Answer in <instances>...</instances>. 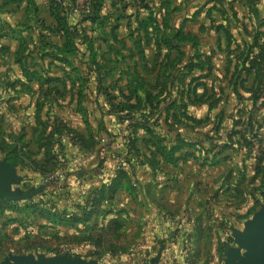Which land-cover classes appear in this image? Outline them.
I'll return each mask as SVG.
<instances>
[{"label":"crops","instance_id":"crops-1","mask_svg":"<svg viewBox=\"0 0 264 264\" xmlns=\"http://www.w3.org/2000/svg\"><path fill=\"white\" fill-rule=\"evenodd\" d=\"M61 1L65 13L69 14V2ZM30 2L33 13L38 15L39 34L42 30L47 34L40 37L41 41L33 49L12 32L0 35V126L7 132L10 128L21 132L16 138L9 134L0 140L5 145H15L16 153L21 159L27 157L33 169H40L31 161L35 158L48 165L47 161L53 157L56 163L63 161L64 165L53 169L54 174L62 173L63 178L44 182L31 190L37 191L31 198L38 196L40 202L56 210L55 215L60 209L71 214L82 211L86 215L85 223L97 211L102 212L99 215H103L105 232L131 233L130 239L139 242L135 253H146L148 242L157 241L166 232L163 227H169L173 221L185 224L189 232L192 231L190 224L204 223L201 217H204L206 199L217 216L226 189L236 192L235 198L243 210L240 214L252 213L262 192V189L256 191V186L264 179L262 173L257 174L260 165L256 161L257 151H264V60L259 57L264 46V0H147L157 32L151 26L139 25L148 20L146 10L145 15L134 18V25L132 19L125 24L121 16H113L106 10L109 5L112 7V0H101L98 16L103 25L81 24L90 40V51L87 44L77 41V51L72 55L56 51L63 46L64 38L55 30L56 22L49 14L48 1L43 3L44 15L39 13L33 0ZM192 2L195 6L191 12ZM12 3L6 2V5ZM165 16L168 27L195 38L196 46L181 44V56L178 51L169 50L161 40V36L170 34L162 23ZM117 17L120 18L115 21ZM68 18L71 24L77 23L70 14ZM43 52L48 56L41 57ZM195 54L198 58L194 63L198 67L187 75L179 73ZM55 55L65 62L54 58ZM253 58L259 63V70L252 68L248 74L242 71L240 79L246 81L235 85L236 72L249 68ZM25 70L33 73L34 78L29 79ZM172 70L176 78L174 75L165 78ZM177 78L183 81L182 86L173 80ZM157 81H166V85L162 88ZM136 82L144 83L143 89L156 86L149 91L159 95L156 135L162 147L169 149L180 141L202 144L203 131L197 128L205 125L206 111L214 112L211 131L220 136V143L229 142L232 147L222 154L226 158L206 167L193 155L196 151L181 146L173 155L175 163L170 164L150 144V136L138 129L136 147L140 163L134 169L124 165L122 172L132 188L131 192L126 190L125 178L111 168V163L123 157L122 145L118 152L121 157L115 156V161L109 156L105 158V136L118 140L113 137V118L105 113L132 90L143 97L144 90L135 88ZM190 84V88L200 85L193 90L189 89ZM187 92L195 93L196 101L192 98V104L186 97ZM223 97H229L235 105L221 106L225 103ZM193 129L197 137L187 133ZM231 132L236 134L229 136ZM74 136L81 138V146L73 144ZM195 138V141L189 140ZM6 154L7 149L0 152L2 159L6 160ZM13 167L20 178L16 166ZM225 168L228 170L223 173ZM250 192L253 198L247 196ZM9 203L15 210L5 209L0 223L14 220L12 216L17 214L13 212L17 211V202ZM127 216L132 228L123 226ZM248 220L247 217L244 222ZM175 238L174 243L158 247L157 253L181 252L182 241L188 236L177 233ZM189 238L192 239L191 234ZM119 249L115 245L111 252L115 254Z\"/></svg>","mask_w":264,"mask_h":264},{"label":"rangeland","instance_id":"rangeland-1","mask_svg":"<svg viewBox=\"0 0 264 264\" xmlns=\"http://www.w3.org/2000/svg\"><path fill=\"white\" fill-rule=\"evenodd\" d=\"M4 1L5 0H0V35L9 31L12 32L13 36L17 39L24 40L29 49L38 46L39 40L41 41L40 37L43 36L44 38L47 32L42 30L39 34L41 27L36 24V17H38V15L35 16L33 13V4H31V2L29 3V0H14V3L6 5ZM65 1L69 2L67 9H71V11H69L70 17H72L71 19L77 22L80 21L84 14L83 1L85 0H75L74 4H71V0ZM126 1L129 3V7L126 9L121 10L119 9L120 6L117 5L116 7L119 10L116 11L115 8L109 5L106 10L111 11L110 13L113 16H121L122 23L128 24L132 19L131 21L134 25V18L145 15L146 11L138 7L131 0ZM145 1L147 2V0ZM33 2L39 9V13L44 11V0H33ZM194 6L193 2L190 3L189 7L191 12L194 10L191 9L194 8ZM75 9H77L76 12L74 11ZM42 15L44 14L42 13ZM80 28H82V25ZM223 98L225 103H222L221 106H226L228 104L235 105L236 103L235 101L231 103L229 97ZM194 113L197 114V111L194 110ZM214 115V112L211 114H208L207 111L205 112L203 116V118H205V125L197 128L203 131V136L200 137V142H203V151L201 150L200 152L196 151L193 153V155H197L195 157L201 159V163H205L206 167H210L208 162L211 160L213 153L204 151L222 142L220 136L213 133L210 128V122L214 123ZM8 131L10 132H7L5 128L0 126V137L11 134L13 138H16L21 133L18 128L15 130L10 128ZM187 133H189V136L197 137V132H195L194 129L188 130ZM189 140L195 141L196 138ZM123 143L124 141L121 137L118 138V140H109V138L105 136V158L109 156V158H113L115 161L117 159L115 156L119 155L120 144L123 147L122 153L124 152ZM259 155L260 151L258 150L256 157H259ZM119 157L121 156L119 155ZM1 160H3L2 155H0V161ZM29 161L30 160L25 156L15 161L14 166H16L18 175L21 178V181L13 184V192L15 193L26 194L45 183H53V181H50V178L55 173L53 169L57 167L64 168V165H62L63 161L54 163L55 160L53 159L52 161H47L49 162L48 165H44L45 163L43 161L35 158V160L33 159L31 161L36 162V166L38 165L40 167V169L36 170V168L33 169ZM64 163L67 165V160H65ZM111 165V168H115L118 172L123 170L125 166L129 167L126 165L124 157H121V160H117L115 163H111ZM262 167H264V160L262 161ZM30 168L33 171L30 170ZM226 170H228V168H225L223 173ZM33 172H39L40 175L34 174ZM256 187L258 189L256 191L259 192V189H262V192L252 209V213L249 211L250 213L248 212L246 215L240 214L243 210L239 207L240 204L237 202L238 199L235 198L236 192L230 193L228 189H226L223 193L225 197L220 200V209L218 208L216 213L217 216H214V209L209 207V200L206 199L204 217H201L204 223L190 224L189 226L192 231L189 232L185 224H181L180 222L176 224L177 221L171 222L169 227H163L166 232L163 231L157 238V241L148 242L149 249L146 250V253H135V249L138 247L139 242L130 239L131 236L133 237L131 233L125 231L116 235L114 234L115 230L106 233L102 212H100L102 214L99 215L100 213L97 211L95 215H92L93 217H91V219L89 217L88 221H91L85 223L84 216L86 215L83 214L82 211H80V214H78V212L76 214H71L66 210L60 209L58 210L60 213L56 214L60 217L59 220L53 221L47 219L46 215L48 213H54L56 210L51 208L50 205H44L40 202V199H38L39 197L35 195L28 201L17 202V211H13L17 214L12 216L14 220L0 223V264L9 257L20 256H31L35 260L39 257L68 258L72 260L80 259L85 262H94L96 264H224L226 258L225 249L237 248L233 240L232 230L236 229L242 232L245 229V218H253L254 214L264 206V179L261 185ZM247 196L253 198L251 192ZM106 211L107 209L105 212ZM71 215L75 216L74 219L76 220H73ZM130 222L127 216V220H125L123 226L132 228ZM177 233L186 235L189 239L185 238L184 241H182L181 252L174 254L166 250L163 253H157L158 247L162 246V244L170 245L174 243ZM190 234L192 235V239L189 238ZM164 235L166 238H164ZM142 241V243L145 242L143 239ZM115 245L120 249L116 250L114 254L111 252V248ZM133 247L135 248L131 249ZM240 253H243V250H240Z\"/></svg>","mask_w":264,"mask_h":264},{"label":"trees","instance_id":"trees-1","mask_svg":"<svg viewBox=\"0 0 264 264\" xmlns=\"http://www.w3.org/2000/svg\"><path fill=\"white\" fill-rule=\"evenodd\" d=\"M48 1V11L50 16L55 20L56 22V31L61 33V35L64 38V44L61 48H56V51L60 54L65 53V54H74V52L77 51V46L76 43L82 42L84 44H87V47L90 51V40L86 37L85 31L83 28H80L81 24L83 23H97L98 25L102 26L103 25V20L98 16V12L101 6V0H88L87 4V11L84 13L80 19L79 22L76 24H71L69 22V14L65 13L64 10V5L63 1L61 0H47ZM75 0H71V4H74ZM6 2H14V0H5ZM30 3V0H29ZM117 5L120 6L119 9L123 10L129 7V3L126 0H112V8H115L116 11L119 9L116 7ZM140 8L146 10L149 13L148 20L144 23L140 22L139 25L142 26L143 28H146L147 26H151L152 31L157 32L158 31V26L155 22V17L152 15V10L151 7H149L148 2L145 0H140ZM69 11L71 9L68 8ZM118 14V13H117ZM120 17H117L115 21L119 20ZM186 21V20H185ZM106 23V22H105ZM163 26L168 27V17L165 16L162 20ZM170 30L169 36H161V40L164 45L169 50H175L179 52V56H181L180 52V46L183 43H191L193 47L196 46V39L189 37V36H184L181 30H172L170 27H168ZM229 38V35L227 36ZM258 38V33L255 34V42H257ZM262 44L264 45V39ZM264 46L262 48V52L259 54V57L264 60ZM41 57L43 56H48L47 53L43 52L40 54ZM54 58L58 59L59 61H63V59L59 56H54ZM198 55L195 54L188 63L182 67L181 69L178 70L179 73L185 72L184 74L190 73V71L195 68L198 65L194 63V60H197ZM207 61V60H206ZM249 65V68L244 69L242 68L241 70H238L236 72L237 76L235 79V85H242L246 80L240 79V73L243 71L245 73H251L252 68H256L259 70V63H256V59L253 58L251 59ZM174 69V68H173ZM167 70V69H166ZM25 75L29 79L34 78L33 73H28L27 70H25ZM173 75L176 78V74L174 71H170V74L165 77V78H170ZM176 80L180 86H182V80L181 78L173 79ZM166 81H157V85L161 86L162 88L166 85ZM200 84H195L193 88L191 87V84L188 86L189 89L195 90L196 87ZM143 86H145L144 83H137L135 85V88L139 87L143 89ZM156 86H153L150 88L143 89L144 90V95L143 97L139 96L135 91L132 90V92L129 93L128 96L123 97V101L118 103L116 106H112L105 114H109L112 116L113 121L112 124H114V130H115V135L113 137H118V138H123L124 140V152H123V157L125 159L126 165H128L131 169H134V167L140 163L138 161L139 158V153L136 147V131L138 129H141L144 131L147 135L150 136V144L154 146V148L157 149V151L162 155V157L170 164L175 163V158L173 155L175 154L176 151L181 146H186L189 147L190 149L200 152L201 150L203 151V146L202 144L198 143H184V142H179L177 146L171 147L169 149H165L164 147L161 146V139L156 135L158 125H159V115H158V110H157V104L159 103V95H152L151 91L149 89H154ZM192 93L187 92L186 97L189 100V103L192 102V98H194L193 101H196V96ZM133 101V102H132ZM187 119L192 120L191 117H187ZM239 124V122H238ZM118 127V129H117ZM215 129V128H213ZM236 134V132H231L229 134L233 135ZM212 141V140H211ZM73 144H77L81 146V138L78 136H74L72 138ZM211 143V142H210ZM246 146L250 145L246 144ZM231 144L229 142L227 143H220L218 145H213L210 147L208 150L204 152H212V157L211 160L208 162L210 166L215 165L217 162L225 159L222 154L231 149ZM7 149V154H6V161L8 164L13 165L15 164V161H18L21 159L19 157V154L16 153L17 147L15 145H5L3 141L0 140V152L3 153ZM192 154V153H191ZM53 160V157H51L50 161ZM264 160V151H260L259 157L256 158L257 161V166L260 165V167H257V174L262 173L264 175V167H262V161ZM56 163V162H54ZM201 165H205V163H201ZM123 170L119 171V173L122 175L123 178H125V189L128 190L129 192L132 191L131 186L129 185V181L126 178V176L122 172ZM50 203V201H49ZM5 209H14V206L5 201L4 199L0 198V216L3 214ZM47 219L50 220H59V216L53 214V213H48ZM86 216H84L85 218ZM71 218L73 220L75 216L71 215ZM82 221V220H78ZM9 222V221H7Z\"/></svg>","mask_w":264,"mask_h":264},{"label":"water","instance_id":"water-1","mask_svg":"<svg viewBox=\"0 0 264 264\" xmlns=\"http://www.w3.org/2000/svg\"><path fill=\"white\" fill-rule=\"evenodd\" d=\"M20 178L16 170L5 159L0 161V198L9 202H18L31 198L37 191L26 194L15 193L12 184ZM245 229L240 232L232 230L235 249H225L224 264H264V206L254 214L253 218L244 223ZM243 250V253H240ZM1 264H96L80 259L44 258L35 260L31 256L9 257Z\"/></svg>","mask_w":264,"mask_h":264},{"label":"built area","instance_id":"built-area-1","mask_svg":"<svg viewBox=\"0 0 264 264\" xmlns=\"http://www.w3.org/2000/svg\"><path fill=\"white\" fill-rule=\"evenodd\" d=\"M133 3H135L138 7L140 6V0H131ZM87 4H88V0L83 1V12L86 13L87 11ZM86 5V7H85ZM75 12L77 11V9L74 10ZM63 178V174L62 173H57L54 174L51 178L50 181H57Z\"/></svg>","mask_w":264,"mask_h":264}]
</instances>
